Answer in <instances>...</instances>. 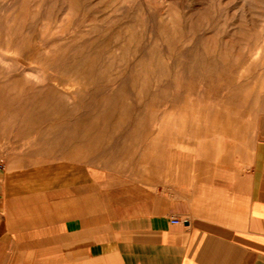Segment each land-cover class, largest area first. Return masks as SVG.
Segmentation results:
<instances>
[{
    "label": "rangeland",
    "instance_id": "rangeland-1",
    "mask_svg": "<svg viewBox=\"0 0 264 264\" xmlns=\"http://www.w3.org/2000/svg\"><path fill=\"white\" fill-rule=\"evenodd\" d=\"M263 139L264 0H0L8 175L112 216L152 174Z\"/></svg>",
    "mask_w": 264,
    "mask_h": 264
},
{
    "label": "crops",
    "instance_id": "crops-1",
    "mask_svg": "<svg viewBox=\"0 0 264 264\" xmlns=\"http://www.w3.org/2000/svg\"><path fill=\"white\" fill-rule=\"evenodd\" d=\"M215 149L112 216L0 170V264H264V139Z\"/></svg>",
    "mask_w": 264,
    "mask_h": 264
},
{
    "label": "built area",
    "instance_id": "built-area-1",
    "mask_svg": "<svg viewBox=\"0 0 264 264\" xmlns=\"http://www.w3.org/2000/svg\"><path fill=\"white\" fill-rule=\"evenodd\" d=\"M0 166H1V164H0Z\"/></svg>",
    "mask_w": 264,
    "mask_h": 264
}]
</instances>
